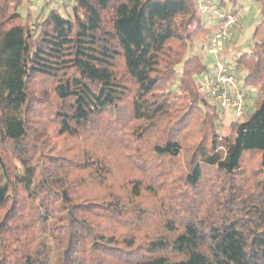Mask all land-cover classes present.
I'll use <instances>...</instances> for the list:
<instances>
[{
	"label": "trees",
	"instance_id": "trees-1",
	"mask_svg": "<svg viewBox=\"0 0 264 264\" xmlns=\"http://www.w3.org/2000/svg\"><path fill=\"white\" fill-rule=\"evenodd\" d=\"M22 1L0 0V264H264V0L249 49L221 59L246 100L223 136L193 83L205 57L171 44L207 47L196 0ZM34 77L51 91L35 110ZM47 126L85 146L44 149Z\"/></svg>",
	"mask_w": 264,
	"mask_h": 264
},
{
	"label": "rangeland",
	"instance_id": "rangeland-1",
	"mask_svg": "<svg viewBox=\"0 0 264 264\" xmlns=\"http://www.w3.org/2000/svg\"><path fill=\"white\" fill-rule=\"evenodd\" d=\"M42 0H36L34 1L33 4H31L30 6H39L41 4ZM26 5V1L23 0L22 1V9L25 8ZM56 3H51L50 7L56 6ZM231 6H235L239 12H240V16L241 21H240V25L237 28V30L234 33V38L235 41H232L233 43L228 44L227 41H223L221 43V45L219 46V57L221 59H223L226 62H230L231 61V55L232 54H238L240 52H242L243 50H248L249 49V43L251 41V36H252V31H253V27L255 25V23L260 19V13L259 10L257 8V6L252 3L249 0H235V2H229L227 1V7H231ZM36 7V8H37ZM25 11V10H23ZM67 11L69 12L70 9L67 8ZM63 12V11H61ZM65 14V12H63ZM202 20H208L209 16H205V15H201ZM215 23L213 22V20H209V26H210V33H212L215 29ZM235 29V27H234ZM233 29V30H234ZM208 36V33L203 32V33H199L197 35H195V37H193L192 39L194 40V46L191 48L187 47V44H185L184 38L180 37L177 39H173L171 41V44L173 45L174 49L178 51L179 56H181V58H186L188 55H200L202 57H205L206 63H207V69L201 73H199L198 75L194 74L193 75V83L195 84V86L198 89V92L200 95L201 92L199 90H201L203 93H205V91H203V88L201 86L200 82H204L205 78L207 76H211L213 73L212 68H210V64L213 63L214 61V56L209 54L207 52V47L204 45L206 38ZM206 44V43H205ZM204 45V46H203ZM241 74H243V72H241ZM47 82L42 78V77H34L31 81V85H30V97L32 102L37 103L32 104L31 108L35 109H40L43 108L44 106L39 105V103H44L46 102V97L50 96V88L48 86H46ZM49 84V83H48ZM46 86V87H45ZM39 102V103H38ZM210 102V101H209ZM211 103V102H210ZM213 103V102H212ZM224 115H223V125L222 128L220 129V136L226 135L229 133L230 131V125L229 122L231 120H234L235 117L234 113L230 110V109H224ZM45 129H42L45 132L42 133V137L37 139L36 136V140L41 143L44 149H47L49 146H53L54 150H60L61 153H65L66 151L63 149L67 144L72 143V141L76 142V154L78 153L79 150H81L80 148L82 146H85V144L79 139V140H70V139H66L63 137H57L55 135V133L50 129V127H44ZM47 134H49V136H47L46 138L44 136H46ZM43 139V140H42ZM9 150L14 151L11 143H7ZM72 145V144H71ZM186 153L183 154V159L186 158ZM182 159V162H184V160ZM258 156L256 154L254 155H246L243 159V164L242 167L244 169V172H247L248 175V182L247 184H249L250 186V190H254L257 187V183L260 180V175L257 174L256 169L258 167ZM15 164L17 165V161L14 160ZM117 172H120V168L116 169ZM217 174L215 168H206L205 169V178L207 179L208 182L211 181H215L216 182H220V178L219 177H215V175ZM49 226V225H48ZM39 238V237H38ZM51 245V240L48 238V241L46 242V251L49 250V246Z\"/></svg>",
	"mask_w": 264,
	"mask_h": 264
},
{
	"label": "built area",
	"instance_id": "built-area-1",
	"mask_svg": "<svg viewBox=\"0 0 264 264\" xmlns=\"http://www.w3.org/2000/svg\"><path fill=\"white\" fill-rule=\"evenodd\" d=\"M26 1L34 2L35 0ZM218 2L219 0H196L199 14L211 16L215 20V29L207 40V52L214 56V61L209 66L213 73L200 83L203 91L210 95L220 107L230 109L235 117H240L245 109V91L218 54L221 43L234 31L240 12L222 8Z\"/></svg>",
	"mask_w": 264,
	"mask_h": 264
}]
</instances>
